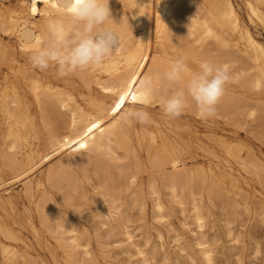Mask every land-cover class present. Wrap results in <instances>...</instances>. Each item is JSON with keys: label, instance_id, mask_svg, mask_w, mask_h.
I'll use <instances>...</instances> for the list:
<instances>
[{"label": "bare ground", "instance_id": "obj_1", "mask_svg": "<svg viewBox=\"0 0 264 264\" xmlns=\"http://www.w3.org/2000/svg\"><path fill=\"white\" fill-rule=\"evenodd\" d=\"M15 1L17 3L15 7L0 6V31L3 34L12 36L17 42L16 50H13L8 44H0V66L3 65L7 68V74L3 77V82L0 83V115L3 117V123L6 126L5 137H8V139L10 138L9 140L13 139V142H10L11 144L9 143V149L15 147V144H19L21 141L25 142L26 147L23 155H21L22 157L20 156L19 158H16L19 160H15L14 158L11 161L9 158L11 163L19 168L16 170L17 168L14 167L16 168V171H14L20 172L18 174H14L13 170H10L14 175H17L6 180H4L0 174V186L11 182L15 178L18 180V178L22 176L28 177L29 173L31 171H35L37 166H41V164L46 163V161L51 159L54 155H58L59 158L56 163L57 165L55 164L53 167L51 166L45 169L38 175V177L35 178V180L29 179L23 188V190L28 193L25 198L27 199L29 197V200L27 201H30L34 205L37 213H41L39 214L41 215V219L47 212L52 214H49V216H52L51 218L53 219H50V223L47 225L43 222V226L46 225L44 227L47 228L46 230L49 229L53 232V234L56 233L58 235L57 239L61 243V246L59 244L58 246L65 249V251L69 254H73L74 251L79 248H81L82 254H88L87 246L84 245L85 243L82 244L79 242V234L74 224H72L68 218L63 215L58 202L51 197L52 195L48 197L49 191L52 188H55L61 193V196L65 199L64 203L68 208L72 207L71 203L75 204V202L71 201L74 197L80 198L83 201H90V207L93 208L92 210L97 212L96 215L100 218V222L108 228L109 233L122 230L124 236L123 240H125L128 245H132L134 244V233L129 230L128 223L130 217L125 214L127 210L135 209L143 216V218H145V207L147 206L149 200L151 206V218L156 220L166 219L168 217V212L166 202L163 199L165 192L162 195L161 188L163 187L167 190L168 201L182 207L184 199H186V197L184 198L183 196V192L186 189L191 191L196 185H199V180L203 181L206 179V175L201 176V172L198 168L186 167V158L183 156V152L177 142L169 140L168 135L159 126H155L154 133L148 134L147 144L142 143V137L138 138L136 143L137 145L132 142V138L130 136L132 124H128L122 120V112L128 107H145L151 103H157L155 100H146L135 92V86L138 80L149 72L163 70L166 68L170 61L178 57L176 51H180L184 57L190 55L193 57L195 54H193V46L195 43L197 45V41L200 37L199 43L202 42L201 38H203V40H206L205 38H207L211 40V42L214 40L215 46L218 45L220 48H226L225 50L222 49V51L219 50L220 48L218 47L219 49H216L218 50V53L216 52L217 57L219 51L227 52L228 49L229 56L224 54L227 56L226 60L228 58V62L234 61L235 65H237V61H235V58L234 60H231L235 57V55L233 53L230 54L229 45L231 47V42H236V39H241L244 42V47L246 48L245 50L250 51L247 53V57L251 63L250 66L248 63L246 65L255 70L254 79L252 77L253 82L255 85L264 84L262 83L264 82V46L249 32L245 26L240 23L238 14L231 0H109V8L111 10V18L113 20L109 21V23H112L113 26H115L121 33L123 37L121 47L98 68L87 71H77L76 73L70 74L66 77H58L56 73L53 75V78H56V80H52L49 79V76L39 75L38 72L35 73L29 70L30 68H26L19 62L17 54L20 56L30 55L32 50L30 45L21 41L19 37V30L24 27H28L43 40V38L47 35L45 28L46 22L51 19L64 16L65 12L60 7L58 0ZM245 5L249 14L256 17L264 25V0H245ZM36 16H38L37 19H35ZM151 33H153L154 36V40H152L154 41L152 42L154 43L152 47L154 51L152 52L153 55L150 57L149 39ZM233 35L236 36L234 37L236 39H233ZM209 40L208 42H210ZM206 41L205 43H207ZM199 43L198 45H200ZM185 44L187 45L185 46ZM208 45L210 44L207 43L206 47ZM203 46L199 48V52L201 51V48L203 49ZM234 47L236 48L237 46L235 45L233 48ZM208 48L211 47L209 46ZM207 50L208 49H205L203 52L204 54L201 55H205V51L206 53L208 52ZM234 50L235 49L232 51ZM242 52L246 55L245 51ZM213 53L215 52L213 51L212 54ZM212 54L210 56H212ZM224 55L220 53V56ZM214 56H212V59ZM205 57H202V59ZM240 58L241 57L237 59L239 64L241 62ZM210 60L208 59V61ZM222 61L223 60L221 59V64L220 62L215 64L224 66L228 71L229 69H232L234 65L233 63L231 64L232 67L230 66L231 68H228V65L226 64L227 61H225V63L224 61L222 63ZM242 61L245 63L247 60L244 61L242 58ZM198 62H200V60H198ZM239 67L241 69L239 68V71L238 69L231 71V75L236 71H238V74L236 72V76L241 74L242 72L240 71L245 68H242L241 65ZM248 67L246 68L248 69ZM46 71H51V69ZM240 78H243L242 75ZM58 79L62 82L69 81L70 86H67L66 88L63 87V91L61 89H59V91L58 89L55 91L54 88L58 87L57 84L60 83ZM241 79L237 77L239 82ZM125 82H127V88L122 90L121 86ZM63 85H67V82H64ZM93 87L98 90L101 98L94 101L91 108L82 107L69 94V91L74 90L75 88H82L89 91ZM26 92H30L32 94L35 105L39 110H46L51 114H60L66 117L65 128H62L63 132L56 133V131H51L47 133L48 135L43 148L37 147V143L36 145H33L28 142L27 138L29 131H27V138L25 135L26 131H22L26 125L25 123L28 118L27 114H29L25 108L24 110L26 111V114L25 112H22L23 96L21 94H25ZM133 96H135L136 99H133ZM227 96L229 97V95ZM233 96V99L236 98L235 94ZM122 97L123 100H121ZM228 97H224L225 103H228L226 102V99L228 101ZM106 98H108V100H106ZM229 98L231 99V96ZM233 99L231 105L236 103V99L235 103H233ZM230 102L227 104L228 106L225 104L226 108H232L233 105L229 106ZM241 102L242 99L239 103L241 104ZM244 102L246 101L244 100ZM220 103L221 105L223 104L222 101ZM223 105L222 108L226 110ZM192 107L189 105L186 109L191 108V113L193 114L196 109L193 111ZM236 107L233 108V110L236 109ZM238 108L241 107L239 106ZM217 109H219L218 106ZM254 109L256 110V108ZM259 109L261 110V108ZM241 111L238 110L237 114ZM236 112L234 111L233 113ZM251 113L252 111L249 114ZM24 114L27 117H24ZM108 118L111 120L106 123V119L109 121ZM29 123L34 124L32 119ZM33 124L30 126H34ZM158 124L159 123L156 125ZM22 132H24V134ZM6 139L7 138H5L4 143H6ZM6 145L7 144H5V146ZM81 145H83V147H81ZM15 148L19 149L18 147ZM12 151H14V148ZM140 151L145 154L149 167L147 170L146 180L142 177L137 178V173L139 172L136 170L137 167H134L135 171L125 173L122 167H118L116 165L120 153L125 157H134L135 154H138ZM6 152L7 151H5L4 154L8 155V152ZM18 152V154H22L20 151ZM17 153H15L16 157ZM12 155L14 154H11V158L14 157ZM124 156L123 158H125ZM136 163L139 164V162ZM138 164L136 166H138ZM238 164L243 170H246L248 167H252L253 169L258 168V165L254 162L250 160L245 161L242 158L238 159ZM4 165L5 163L3 166ZM129 165L131 167L130 163ZM129 165L125 166V169H129ZM5 166L8 167L7 164ZM139 166L138 169L140 170ZM227 170H229L226 172L227 175L232 176L230 168ZM259 179L263 181L260 176ZM91 182L92 191L89 196L85 186ZM215 182H218V180ZM3 190L7 194L5 197H3L4 195H0V209H4L8 205L10 207L12 206L10 192H7L8 189L6 188ZM83 201L80 200V202ZM85 205L88 206L87 203ZM90 207L88 206V208ZM23 208L27 207L24 206ZM70 209L72 210V208ZM74 209L72 211H75ZM191 209L193 211L194 223L199 228L203 227L205 219L200 211L199 205L192 202ZM24 211L28 212L27 209ZM72 213L73 212H71V214ZM75 215L77 216V213H75ZM46 216L47 215H45L43 219L47 220ZM40 218L38 220L39 223L41 220ZM94 218L95 217L92 219ZM92 222H94V220ZM92 222L90 221V223ZM90 223L89 225H91ZM0 232L5 236V239L16 238L14 232L10 228H7V226L1 221ZM176 237L174 242L178 244L179 237ZM118 242V240L113 241L114 245L118 244ZM207 243L208 242L205 240L198 239L197 245L204 261L210 264L212 256ZM0 245H2L1 242ZM14 249L13 247L10 248L9 245H2L0 250L3 263L25 264V255ZM67 252H64V254ZM136 253L144 257L141 249L137 248ZM30 257L28 256V258ZM73 262H75V260H73ZM30 264H33V262H30Z\"/></svg>", "mask_w": 264, "mask_h": 264}, {"label": "rangeland", "instance_id": "obj_2", "mask_svg": "<svg viewBox=\"0 0 264 264\" xmlns=\"http://www.w3.org/2000/svg\"><path fill=\"white\" fill-rule=\"evenodd\" d=\"M231 1L236 9L240 23L245 26L249 30V32L254 37H256V39L264 46V25L256 17H253L249 14L245 5V0ZM16 4L17 3L15 0H0V6L2 7H15ZM37 17L38 16H36L35 19H37ZM153 37V33H151L149 39L150 57L153 55L152 52L154 51L152 48L154 44L152 43L154 42L152 41L154 40ZM232 37L233 39H236L234 38L236 37L235 35H233ZM205 39L207 41L201 38L202 42L199 43V37V40L197 42L201 46L198 45V43L197 45L195 43L193 46V54L195 53L194 56H186L189 66L193 69H197L199 63L202 60H206L207 58L209 60L211 59L210 61L215 60L214 62L212 61L213 63L220 62V64L221 59L224 61V63L228 60V58L226 60L227 56L224 55L229 54L228 49V53L225 51V53L219 51L217 57L216 54L218 53V50L216 49H219L220 46H215V41L212 38L211 39L214 41H212L213 43L211 42V40L207 38ZM208 40L210 42H208ZM205 41L210 45L206 47L207 43H205ZM0 44H8L12 47L13 50H16L17 48V42L15 41V39L8 34H3L1 31ZM234 44L237 46L236 48H233V46H235ZM186 45L187 44H185V46ZM202 46L203 49L201 48V51L199 52V48ZM209 46L211 48H208ZM205 49H208V52L206 53L205 51V55L202 56L201 54H204L203 52ZM222 49H224V47H221L219 50ZM233 49L235 50L232 51ZM245 49L246 48L244 47V42L241 39H236V42H231V47L229 45L230 54L233 53L235 55V57L232 56L233 58L231 60H234L235 58V61H237V65H235L234 61H227L226 63L228 65V68L232 63L234 64L233 67L231 66L232 69H229L228 71L230 72L229 74L231 76V80L226 86V96L224 95V97H228L227 95H229V97L231 96V99L228 97V101L226 99V102L228 103H225V98L223 97L224 99L222 98L221 101L222 103L224 101V105H222L223 107H225V104L226 106H228L227 104H229L231 100L229 106H232V97H234L233 95L235 94L236 98L233 99V103H235V99L236 103L233 105L234 107H225V110L222 108L221 103H219V109H217L218 114L216 113L214 117L204 119L197 114L194 105H192V107L190 104V107H192L195 113L192 114L191 108H189L190 110L185 109L183 114L178 118H168L163 114L159 103H151L152 105L149 104L143 107L150 113L151 123L148 125L132 124L130 136L132 138V142L135 145H137L136 143L139 137H142V143L147 144L148 134L154 133L155 126H159L168 135L169 140L177 142L178 146L183 152V156L186 158V167L198 168L201 172V176L206 175V179L203 181L199 180V185H196L195 188H193L194 190L192 189L190 191L189 189H186L183 192V196L184 198L186 197V199H184V204L182 207H179L178 205H175L174 203L168 201V194L166 192L167 190L162 187L161 191L162 195L165 192V195H163V199L166 202L168 212V217L166 219H163L164 221L151 218V206L149 200L147 206L145 207V218H143V216L140 215L135 209L127 210L125 214L130 217L128 223L129 230L134 233V244L128 245L127 242L123 240L124 236L122 230H117L114 233H109L108 228L100 222V218L96 215L97 212L92 210L93 208L90 207V201H83L80 198L74 197L71 201L75 202V204L71 203L72 207L70 208H72V210L75 208V211H72L65 205V199H63L61 193L58 192L55 188H52L49 191L48 197L52 195L51 197H53L58 202L59 208L63 215L67 217L68 220L76 227L79 234V242L82 244L85 243L84 245H86L88 249L87 255L82 254L81 248L74 251L73 254H69L67 251H65V249L60 247L61 243L57 239L58 235L56 233L53 234L51 230L48 229L50 231L49 232L48 230H46L47 228H44L48 223H50V219H53L51 218L52 216H49V214L51 213L47 212L45 214L47 215V220L43 219L45 215H42V220L40 218L41 215H39L41 213H37L34 205L30 201H27L29 200V197L27 199L25 197L28 195V193L23 190L24 185L29 181V179L35 180V178L38 177V175L45 169L51 166L53 167L58 162L59 156L54 155L53 157H51V159L46 161V163L41 164V166H37L35 168V171H31L30 173H34L33 175L29 173L30 176L28 175V177L22 176L19 177L18 180L15 178L11 182L0 186V195H4L3 197H5L7 193L3 189L6 188L8 189L7 192H10V197L12 200L11 207L8 205L4 209H0V221L5 224L7 228H10L16 235L15 239H5V236L0 232L1 244L3 246H5V244L9 245L10 248L13 247V249L15 248L14 250L25 255V258L28 259H25V264H30V262H33V264H208L204 261L197 245L198 239H200L208 242L207 244L209 245L212 256L210 264H264V84L255 85V83L253 82V79L255 77V70L253 68H249L246 65L248 63V65L250 66L251 61L247 57V53L250 51H246ZM213 51L215 53L212 54ZM242 51H245L246 55L243 54ZM176 53L178 54V56H182V53L180 51H176ZM220 53H222V55L224 56H220ZM211 54L212 56L215 55L213 59L212 56H210ZM195 55H198L197 58ZM17 56L19 62L26 68H30L29 70L35 73L38 72L39 75L49 76V79L56 80V78H53V75L56 74L55 68H49L51 69V71H40L39 69H34L32 67L29 62V55L20 56L17 54ZM208 56H210L211 58ZM202 57H205L206 59H202ZM239 57H241L240 64L237 60L239 59ZM242 58L244 61H247L244 63L242 61ZM197 59L200 60V62H198ZM240 65L245 69H242L240 71L242 73L236 76V72L238 74ZM246 67H248V69ZM236 69H238V71L232 73L231 75V71H234ZM5 74H7V68L6 66L1 65L0 83L3 82V77L5 76ZM241 75L244 80L243 78H240ZM237 77L241 79L240 82L237 80ZM59 82L60 83L57 84L58 87L54 88L55 91H57V89L58 91L59 89L63 91V87L66 88L67 86H70L69 81L62 82L61 80H59ZM64 82H67V85H63ZM241 84H243L244 86ZM69 94L79 105L84 108H91L92 103L101 98L100 93L94 87L89 91L82 88H75L74 90H70ZM21 95L23 96L22 112H25V114V110L29 112V114H27L28 118L25 123L26 125L22 131H26V138L27 131H29L27 138L28 142L33 145H36L37 143V147L43 148L45 145L46 137L48 135L47 133L51 131H56V133L63 132V129L65 128L66 117L60 114H51L46 110H42L43 112H45L43 113L36 107L34 99L30 92H26L25 94ZM241 99L242 102L240 104L239 102L241 101ZM106 100H108V98H106ZM244 100L246 102H244ZM242 104L245 106H243ZM239 106L242 108V111L241 108H238ZM235 107L236 109L233 110V108ZM254 108H256L257 111ZM259 108H261V110ZM238 110L241 111L239 112V114H237ZM234 111L237 112L233 113ZM251 111L252 113L249 114ZM25 114L24 117H27L25 116ZM43 115H45L46 117ZM220 115L223 117H221ZM2 118L3 117L0 115V174L2 178L6 180L13 176H16L20 172H15L19 168L18 166L12 164L11 161L14 158L15 160H19L16 158H19L21 155H23L26 146L25 142L21 141L19 144L16 143L17 146L15 144V147H18L19 149L15 147H13L14 151H12L13 148L9 149V145L11 144L10 142H13V139L9 140L10 138L8 139V137H5L6 126L3 123L4 121ZM31 119L34 124L29 123ZM108 119L109 121L106 119V123L110 122L111 120L110 118ZM45 123H47L48 125ZM157 123L159 124L156 125ZM32 124L34 126H30ZM22 133L24 134V132ZM5 138L9 140L8 141L6 139V143H4ZM5 144H7V147L5 146ZM5 151L8 152H6L8 155L4 154ZM18 151H20V153L22 154H18ZM15 153H17V157ZM11 154H14L12 155L14 157L11 158ZM123 156L124 155L120 153L118 157L119 160L117 159L116 165L118 167H122L125 173L129 171H135L134 167H137V169L135 168L139 171H137V178L142 177L144 180H146L147 170L149 167L145 154L140 151L138 154H135L134 157L124 156L125 158H123ZM3 158L6 160H4ZM9 158L11 159V161ZM240 158L244 159L245 161L250 160L254 162L258 165V168L253 169L252 167H248L249 169L246 168V170H243L238 164V159ZM136 162H139V164ZM4 163L5 165L7 164L8 167H6L5 165L3 166ZM9 163L11 166L9 165ZM129 163L131 164V167ZM137 164L138 166L140 165V170L138 169V166H136ZM128 165L130 168L125 169V166ZM14 167H16L17 169ZM228 168H230V173L232 176L227 175L226 172L229 171L227 170ZM10 170H13L14 174H17L14 175ZM258 175L261 177V179H263V181L259 179ZM217 180L218 182H215ZM91 185L92 182L90 184H86L85 186L87 194L89 196L92 191ZM23 194L26 195L24 196ZM227 196L231 199H228ZM80 200L83 202H80ZM85 202L90 208L85 205ZM192 202H195L199 205L200 211L204 216L205 223L201 228L197 227L193 221V211L191 209ZM24 206L27 208H23ZM26 209L28 210V212L24 211ZM71 212H73L74 214H71ZM75 213H77V216L75 215ZM78 216H80L81 218ZM90 216L92 218H95L92 219ZM39 218L41 219L40 223L38 221ZM89 220L91 222L94 220V222L90 223ZM43 222L46 223V225L44 224L45 226H43ZM89 223L91 225H89ZM92 225L94 226V228ZM176 236L179 237L178 244L174 242ZM114 240H118V244L114 245ZM58 244L60 246H58ZM2 245H0V249ZM137 248L143 251L144 257L136 253ZM64 252L67 253L64 254ZM1 256L2 255L0 250V264H4ZM28 256H31V259L28 258ZM32 258L35 260H33ZM73 260H75V262H73Z\"/></svg>", "mask_w": 264, "mask_h": 264}, {"label": "clouds", "instance_id": "obj_3", "mask_svg": "<svg viewBox=\"0 0 264 264\" xmlns=\"http://www.w3.org/2000/svg\"><path fill=\"white\" fill-rule=\"evenodd\" d=\"M65 15L46 22L41 39L30 28L19 30L21 41L32 47L29 62L34 69L55 68L59 77L100 67L122 45L123 37L109 21V0H58ZM129 24V23H128ZM231 76L222 65L201 61L197 69L178 56L163 70L145 74L135 92L155 100L168 118L180 117L189 105L204 119L214 117ZM127 88V82L121 86ZM121 118L128 124L148 125L150 113L143 107H128Z\"/></svg>", "mask_w": 264, "mask_h": 264}, {"label": "snow or ice", "instance_id": "obj_4", "mask_svg": "<svg viewBox=\"0 0 264 264\" xmlns=\"http://www.w3.org/2000/svg\"><path fill=\"white\" fill-rule=\"evenodd\" d=\"M133 99H136V97H135V96H133ZM121 100H123V97L121 98ZM81 147H83V145H81Z\"/></svg>", "mask_w": 264, "mask_h": 264}]
</instances>
